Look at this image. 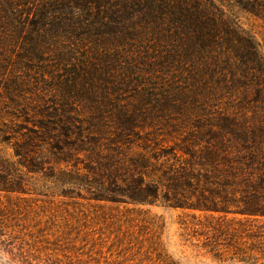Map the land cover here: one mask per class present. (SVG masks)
Returning a JSON list of instances; mask_svg holds the SVG:
<instances>
[{
    "label": "rangeland",
    "instance_id": "1",
    "mask_svg": "<svg viewBox=\"0 0 264 264\" xmlns=\"http://www.w3.org/2000/svg\"><path fill=\"white\" fill-rule=\"evenodd\" d=\"M196 2L212 3L254 52L252 61L227 52L220 33L213 52L187 46L199 61L185 70L203 75V62L218 59L207 87L154 67L174 50L145 35L161 23L138 28L125 54L152 68L118 85L105 73L70 83L91 62L87 11L45 27L39 40L50 45L37 63L21 40L10 43L0 70V264H253L240 251L264 264V217L187 208L264 178V145L252 143L264 139V16L233 0ZM67 116L73 128L59 136Z\"/></svg>",
    "mask_w": 264,
    "mask_h": 264
},
{
    "label": "trees",
    "instance_id": "2",
    "mask_svg": "<svg viewBox=\"0 0 264 264\" xmlns=\"http://www.w3.org/2000/svg\"><path fill=\"white\" fill-rule=\"evenodd\" d=\"M233 1L244 10L264 16V0ZM64 11H68L69 15H67L68 12L64 15ZM80 11H87V30L84 34L90 36L88 39L92 46L91 55H89L91 62L90 66L85 67V70H78L82 71L81 78H78V81L70 82L72 85L77 82L78 85L85 80L89 83L95 79L101 82L99 79L102 78V73L106 75V82L110 81V83L118 85L130 78L133 80L132 76L136 74L135 70L143 67L145 70L152 68V63L146 62V59L139 58L137 60V57L125 54L128 50H134L137 47L141 38L137 31L138 28H146L159 23L162 26H152L145 35L154 39V42H158L163 48L166 45L165 47H172L174 50H171V56L158 57L156 62L154 61V67L172 65L175 67L173 73H184V76L178 75L174 78L175 81L179 78L182 79V81L176 82L181 86L184 84L183 80L186 82L191 80L194 85L199 86L203 82L204 87H207L209 82L205 76L211 82L215 75L214 67H217L218 64V59L213 54L210 59L211 65L203 62V75H200L201 72L198 70L195 72L185 70V61L193 64L199 61L198 58L194 59L189 54L187 55V46L190 48V52L196 49L201 52H213L215 38L220 33L223 36L227 52L230 50L232 54L244 56L247 60H250V57L252 59L254 55L250 43L241 38L240 34L227 23L223 13L209 2L200 6L196 0H0V70L4 72L9 64L12 52L10 43L14 40L18 41V39L22 42L19 48L27 53L24 56L25 60H35L34 63H37L41 55L44 54V49H48L46 45H50L39 40L40 37H45L47 31H51L46 30L45 27L50 26V29L54 31L57 26L61 25L60 23L64 20L71 21L74 14L76 16V13ZM139 13L144 14L137 17ZM79 31H82L81 26ZM55 38L49 37L47 41L51 42ZM234 42L242 44L241 53L233 45ZM190 58L193 60H189ZM200 59L204 58L200 57ZM66 61L64 64L68 63ZM73 71L76 70L70 69V74H73ZM58 128L59 136L66 137L68 135L70 128H73L69 116L62 119ZM255 141H252L254 145L258 143L264 145V139ZM257 166L263 167L264 164L260 162ZM257 169L258 172L263 173L264 169ZM259 181L260 183L256 185L248 186L250 191L247 188L238 196H234L233 199H227V196H224L220 204L205 202L206 204L203 206L190 205L187 208L216 212L224 216L232 214L245 217H264V178L259 176ZM175 207L183 208L179 203ZM234 255L239 261L245 262L251 259L253 264H259L253 255L246 252L240 251Z\"/></svg>",
    "mask_w": 264,
    "mask_h": 264
}]
</instances>
